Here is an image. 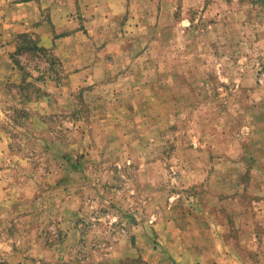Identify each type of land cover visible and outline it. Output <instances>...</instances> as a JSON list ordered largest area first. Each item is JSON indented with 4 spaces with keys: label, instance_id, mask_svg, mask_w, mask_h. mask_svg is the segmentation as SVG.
<instances>
[{
    "label": "rangeland",
    "instance_id": "374dc122",
    "mask_svg": "<svg viewBox=\"0 0 264 264\" xmlns=\"http://www.w3.org/2000/svg\"><path fill=\"white\" fill-rule=\"evenodd\" d=\"M0 264H264V0H0Z\"/></svg>",
    "mask_w": 264,
    "mask_h": 264
}]
</instances>
